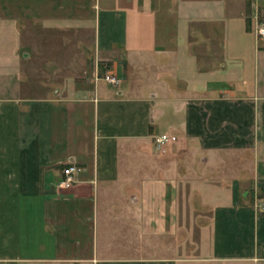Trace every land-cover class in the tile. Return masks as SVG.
Wrapping results in <instances>:
<instances>
[{
    "label": "crops",
    "instance_id": "obj_1",
    "mask_svg": "<svg viewBox=\"0 0 264 264\" xmlns=\"http://www.w3.org/2000/svg\"><path fill=\"white\" fill-rule=\"evenodd\" d=\"M262 21L264 0H0V264H264Z\"/></svg>",
    "mask_w": 264,
    "mask_h": 264
},
{
    "label": "built area",
    "instance_id": "obj_2",
    "mask_svg": "<svg viewBox=\"0 0 264 264\" xmlns=\"http://www.w3.org/2000/svg\"><path fill=\"white\" fill-rule=\"evenodd\" d=\"M257 33L260 37L264 38V21L260 22L257 28ZM103 79L110 83L114 87H120L122 79L118 75L107 73L103 76ZM175 136H170L168 134H161L157 137V146L160 147L163 144L175 141ZM79 170L76 164H70L62 169V176L57 184L58 188H69L75 183V174ZM259 209L264 211V202L259 204Z\"/></svg>",
    "mask_w": 264,
    "mask_h": 264
},
{
    "label": "rangeland",
    "instance_id": "obj_3",
    "mask_svg": "<svg viewBox=\"0 0 264 264\" xmlns=\"http://www.w3.org/2000/svg\"><path fill=\"white\" fill-rule=\"evenodd\" d=\"M63 65H64V63H63Z\"/></svg>",
    "mask_w": 264,
    "mask_h": 264
}]
</instances>
